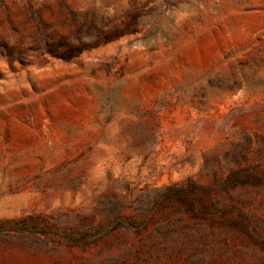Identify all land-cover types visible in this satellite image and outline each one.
Listing matches in <instances>:
<instances>
[{
    "label": "rangeland",
    "instance_id": "1",
    "mask_svg": "<svg viewBox=\"0 0 264 264\" xmlns=\"http://www.w3.org/2000/svg\"><path fill=\"white\" fill-rule=\"evenodd\" d=\"M238 171L264 217V0H0V264H177L124 258Z\"/></svg>",
    "mask_w": 264,
    "mask_h": 264
},
{
    "label": "trees",
    "instance_id": "2",
    "mask_svg": "<svg viewBox=\"0 0 264 264\" xmlns=\"http://www.w3.org/2000/svg\"><path fill=\"white\" fill-rule=\"evenodd\" d=\"M243 172H234L227 179L228 184L231 179L239 182L241 190L235 192L237 186L224 184L223 195L228 200L216 198L213 187L191 183L167 187L158 204L171 202L174 219L166 218L157 236L150 237L154 250L137 255L128 252L124 263L133 256L143 263L178 256L177 264H264V217L252 211L254 200L243 188L261 184L263 176ZM207 254L216 257L208 261ZM247 254L254 260L247 259Z\"/></svg>",
    "mask_w": 264,
    "mask_h": 264
}]
</instances>
